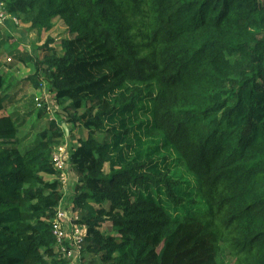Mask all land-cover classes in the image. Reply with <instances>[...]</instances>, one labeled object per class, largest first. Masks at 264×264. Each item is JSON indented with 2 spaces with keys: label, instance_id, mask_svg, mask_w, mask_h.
<instances>
[{
  "label": "trees",
  "instance_id": "obj_1",
  "mask_svg": "<svg viewBox=\"0 0 264 264\" xmlns=\"http://www.w3.org/2000/svg\"><path fill=\"white\" fill-rule=\"evenodd\" d=\"M1 2L38 33L58 18L75 36L62 54L48 37L43 58L29 59L35 74L27 81L39 90L45 78L68 104L67 123L87 131L72 156L84 256L99 257L95 264H218L224 248L232 264H264V0ZM3 84L0 77V264H70L52 235L59 183L44 178L57 175L52 155L64 130L54 125L23 151ZM127 84L131 94L109 99ZM153 85V130L196 179L205 215L173 219L134 197L131 190L151 186L172 207L186 203L178 181L112 155L105 119L136 108L140 86Z\"/></svg>",
  "mask_w": 264,
  "mask_h": 264
},
{
  "label": "rangeland",
  "instance_id": "obj_2",
  "mask_svg": "<svg viewBox=\"0 0 264 264\" xmlns=\"http://www.w3.org/2000/svg\"><path fill=\"white\" fill-rule=\"evenodd\" d=\"M29 28V25H23L21 22L15 24L12 21L7 22L6 26L0 28V58L4 60L0 68L4 67V69H2L7 71L6 67H8L9 64L10 66L13 64L12 67H16L17 63L15 60L22 59L26 65L14 71L16 72L15 75L17 78L22 79L23 82L27 81L35 74V70L34 72L29 71L35 68L29 59L43 58L40 48L44 46L48 37L54 40L55 44L53 48L60 54H62L61 43L64 40L75 39V36L70 35L68 29L59 19L53 21V29L50 34H41L40 37H43V41H37V37H30L29 34L25 39L21 34ZM24 39L29 42L26 41L24 43ZM12 67L9 69L13 70ZM11 77L12 76L9 75L8 79ZM140 87L145 93V98L138 101L136 108L127 112L120 111L104 121L105 128L110 129L113 135L111 139L112 155L120 165L144 162L147 164L145 171L153 174H166L171 179L178 181L179 187L175 189V192L178 196L185 199L186 203L179 208L172 207L165 196L164 190L161 188H152L151 186H146L142 189H133L131 190L132 195L134 197L142 196L155 201L163 206L173 219L205 215L206 207L203 200L199 197L196 179L188 172L184 161L175 153L173 148L165 142L161 135L153 130L152 98L150 95L156 94V87L154 85ZM133 88H135V85L127 84L115 94H112L109 99L112 100L116 95H129L132 93ZM49 89L47 80L41 78L40 89L37 91L39 97L36 98V100L32 97L29 107L19 109L17 106L9 105V110L14 120L19 125L20 138L22 139L20 148L23 151L32 146L44 132L47 131L52 133L54 125L64 130L65 136L60 140V146L55 149L58 150L59 148H63L67 155L69 162L67 171L69 183L64 187L59 180H57L55 177L56 175L44 176V178L47 177V180L45 179L47 182L59 183L57 192L61 195V200L55 209V212H57L62 205L67 206L69 209L74 206V199L78 191L77 188L81 187L79 182L81 173L77 166L74 168L72 156L79 148L80 140L86 138L87 131L81 128L73 129L72 125L67 123L68 115L65 112V107H67L68 104H60L55 94ZM41 110L44 111L45 115L44 118L39 119L38 115ZM29 112L31 113L27 115ZM82 113L83 112H81V114ZM96 136L100 137L99 135ZM106 171H108L107 168ZM75 212L81 218V212L76 209ZM75 224L76 222H72L71 228ZM78 224L85 227L80 222H78ZM109 226L110 223L105 224L104 229ZM68 230V235L70 236V228ZM95 259L99 261V257L94 258L85 255L75 264H90ZM218 264H232L231 258L224 248L222 249Z\"/></svg>",
  "mask_w": 264,
  "mask_h": 264
},
{
  "label": "built area",
  "instance_id": "obj_3",
  "mask_svg": "<svg viewBox=\"0 0 264 264\" xmlns=\"http://www.w3.org/2000/svg\"><path fill=\"white\" fill-rule=\"evenodd\" d=\"M12 21L18 24L17 18L10 17L5 10L4 3L0 0V26L4 27L7 22ZM40 107V106H39ZM52 162L54 169L57 172L56 178L65 187L69 183L68 177V159L63 148L54 150L52 155ZM76 224L71 228V223ZM80 217L75 212V207L67 208V206H61L56 212L55 218L52 221V235L57 242V248L63 259L70 264L78 263L81 258L84 257L85 239L87 236V227H83L78 224ZM70 228V236L68 235V229Z\"/></svg>",
  "mask_w": 264,
  "mask_h": 264
},
{
  "label": "crops",
  "instance_id": "obj_4",
  "mask_svg": "<svg viewBox=\"0 0 264 264\" xmlns=\"http://www.w3.org/2000/svg\"><path fill=\"white\" fill-rule=\"evenodd\" d=\"M58 19V18H57ZM55 19V20H57ZM53 20V21H55ZM60 20V19H59ZM2 28V27H0ZM30 31V32H29ZM14 32V31H13ZM28 32V33H26ZM23 33H26V34H23ZM30 35V37H37V41L41 40L43 41V37H40L41 34H50V33H46L45 31L41 32V33H38L37 30H33L31 28L27 29V31L25 32H22V36L25 37L26 39V36L27 35ZM23 40V42L25 43L26 41L29 42L28 40ZM45 41V40H44ZM18 48V47H17ZM16 50V49H15ZM15 50H12V51H15ZM16 61V67H12L13 64L10 66V64L8 65L7 68V71L3 70L4 67L0 68V77H2L4 80H5V84H3L2 86V89H1V92H3L4 94H7L9 96H11V99L10 101L8 102V110L10 109V106L9 105H13V106H17L19 109H22L24 107H29L30 105V100L32 99V97L35 98H38V92L39 90H36L32 83L29 82V81H25L23 82L22 79H19L17 78V76L15 75V69H19L22 67H24L25 62L22 60V59H18V60H15ZM4 62V60H2L0 58V65L1 63ZM6 64V63H5ZM12 67L13 70H10L9 68ZM2 69V71H1ZM29 71H32L34 72V69H30ZM12 76L11 78L8 79V76ZM6 76H7V79H6ZM10 112V110H9ZM31 112L27 113V115H29ZM24 117V116H23ZM56 177V176H55ZM45 179L47 180V177H45Z\"/></svg>",
  "mask_w": 264,
  "mask_h": 264
}]
</instances>
